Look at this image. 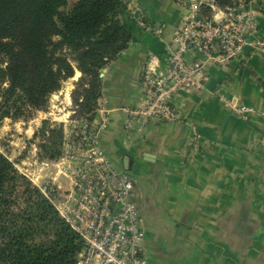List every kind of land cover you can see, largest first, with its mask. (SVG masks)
Wrapping results in <instances>:
<instances>
[{"label":"crops","instance_id":"1","mask_svg":"<svg viewBox=\"0 0 264 264\" xmlns=\"http://www.w3.org/2000/svg\"><path fill=\"white\" fill-rule=\"evenodd\" d=\"M125 1L133 39L103 69L99 105L108 125L99 143L134 179L148 264H264V0L244 6L257 29L242 54L225 65L209 62L203 88L174 97L178 119L152 118L141 130H126L125 109L144 106L145 69L151 58L157 70L167 67L196 0ZM242 105L252 109L248 120L238 113ZM46 116L24 124L28 138Z\"/></svg>","mask_w":264,"mask_h":264},{"label":"trees","instance_id":"2","mask_svg":"<svg viewBox=\"0 0 264 264\" xmlns=\"http://www.w3.org/2000/svg\"><path fill=\"white\" fill-rule=\"evenodd\" d=\"M249 2L250 0H245ZM221 9L241 0H216ZM125 0H0V126L45 110L63 82L81 72L74 102L93 120L103 69L132 39ZM202 13L212 16L207 4ZM65 130L44 119L33 141L41 160L64 153ZM84 241L48 197L0 151V264H77Z\"/></svg>","mask_w":264,"mask_h":264},{"label":"built area","instance_id":"3","mask_svg":"<svg viewBox=\"0 0 264 264\" xmlns=\"http://www.w3.org/2000/svg\"><path fill=\"white\" fill-rule=\"evenodd\" d=\"M202 4L211 8L212 16L201 12ZM244 6L240 3L221 9L216 0H196L190 15L176 30L167 67L157 70L153 66L155 59L151 58L145 69L144 106L125 109L126 130L144 129L152 118L178 119L174 97L185 89L203 88L209 62L225 65L242 54L257 29L255 12ZM132 13L137 15L139 8L132 9ZM237 110L245 120L250 118L249 106L242 105ZM96 114L91 121L78 122L79 133L76 125L65 130L64 153L59 160L38 159L37 170L23 174L82 237L84 248L77 264H148L146 232L134 199V179L117 170L101 147L99 132L107 127L108 119L101 107ZM74 134L80 138L74 139ZM52 167L58 168V174L66 178L69 186L45 180L47 174L43 171Z\"/></svg>","mask_w":264,"mask_h":264},{"label":"rangeland","instance_id":"4","mask_svg":"<svg viewBox=\"0 0 264 264\" xmlns=\"http://www.w3.org/2000/svg\"><path fill=\"white\" fill-rule=\"evenodd\" d=\"M241 3L245 5L247 2L245 0H241ZM73 64L75 65V75L65 80L61 88L50 96L47 108L45 110L34 111L32 117L28 119L17 120V123L19 122L20 125H14V123L11 121H9V124H6L7 119L12 120L11 118H7L2 126H0V151L6 154L10 160L15 163L16 167L21 173H29L33 169L37 170L35 163L38 159H40L38 156V148L36 142L33 141L34 135L31 138L26 136L24 124L26 123L29 125L30 122H32V120L37 117L39 112H47V116L44 119H50L53 125H62L64 130H69L72 125H76L77 133H79L78 122H80L82 119L89 120L88 118H80L76 112L78 109L74 102V98L76 97L75 95H77V93L82 89L79 82L82 74L76 67V64ZM38 128H36V130ZM73 137L74 139H79L80 135L74 134ZM43 174H47L45 180L46 178H49L51 180H55V183L57 184L62 183L64 187L69 186L66 178H64L63 175L58 174V168L56 167L44 170ZM62 177L63 180L61 179ZM43 180L44 178L41 181L42 183Z\"/></svg>","mask_w":264,"mask_h":264}]
</instances>
